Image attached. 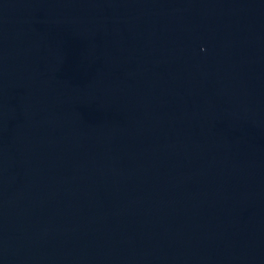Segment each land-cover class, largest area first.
Here are the masks:
<instances>
[{"label":"water","instance_id":"95a60500","mask_svg":"<svg viewBox=\"0 0 264 264\" xmlns=\"http://www.w3.org/2000/svg\"><path fill=\"white\" fill-rule=\"evenodd\" d=\"M0 264H264V0H0Z\"/></svg>","mask_w":264,"mask_h":264}]
</instances>
